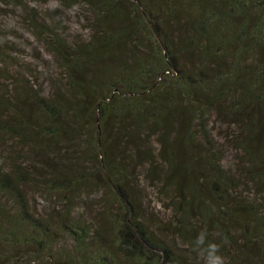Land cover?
<instances>
[{"label":"trees","instance_id":"obj_1","mask_svg":"<svg viewBox=\"0 0 264 264\" xmlns=\"http://www.w3.org/2000/svg\"><path fill=\"white\" fill-rule=\"evenodd\" d=\"M83 2L85 39L29 19L61 86L0 95V264H264V0Z\"/></svg>","mask_w":264,"mask_h":264},{"label":"rangeland","instance_id":"obj_2","mask_svg":"<svg viewBox=\"0 0 264 264\" xmlns=\"http://www.w3.org/2000/svg\"><path fill=\"white\" fill-rule=\"evenodd\" d=\"M0 3V49L8 59L2 66L8 74L7 78L0 79V95L12 85V76L26 77L32 86H41L44 93H49L54 88L61 86L63 71L54 59L48 54L30 28L29 19L37 16L46 25H53L50 30L62 35L68 42L85 39L88 36L87 17L88 11L83 0H70L68 5L65 0H3ZM3 57V56H2ZM219 125L216 123V126ZM232 130V129H231ZM227 144V142H225ZM225 159L231 153L229 145L223 146ZM21 153V147L14 142L0 143V163L7 165L3 160L9 152ZM146 203L149 212L159 217L168 218L171 212L164 210L152 190H145ZM251 194V193H250ZM29 196L38 210L43 211L54 206V201L46 198L42 193L29 191ZM91 200V208L87 214L79 203L74 209L76 216L83 215L93 223L90 210L96 211L99 207L97 200Z\"/></svg>","mask_w":264,"mask_h":264},{"label":"clouds","instance_id":"obj_3","mask_svg":"<svg viewBox=\"0 0 264 264\" xmlns=\"http://www.w3.org/2000/svg\"><path fill=\"white\" fill-rule=\"evenodd\" d=\"M196 244L197 246L205 244V233L198 234ZM206 264H224V258L218 254V248L215 244H207Z\"/></svg>","mask_w":264,"mask_h":264}]
</instances>
